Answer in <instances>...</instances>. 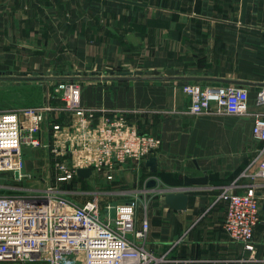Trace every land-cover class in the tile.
Returning a JSON list of instances; mask_svg holds the SVG:
<instances>
[{"label": "crops", "instance_id": "obj_1", "mask_svg": "<svg viewBox=\"0 0 264 264\" xmlns=\"http://www.w3.org/2000/svg\"><path fill=\"white\" fill-rule=\"evenodd\" d=\"M127 1L134 3L0 0V71L77 80L82 104L124 112L139 132L160 139L150 155L156 170L144 163L131 189L144 208L136 204V223L149 222V250L169 252L181 264H264V178L252 177L264 158V142L252 135L253 114L264 112L255 100L264 84V0H246L242 21L243 0ZM187 82L246 87L247 113H190ZM49 129L43 124L45 142ZM36 149L23 153L28 158ZM185 176H206L207 183L185 185ZM150 178L157 184L146 188ZM230 184L260 194L253 232L259 261L241 262L249 252L222 227L219 194ZM165 189L188 194L186 208H170Z\"/></svg>", "mask_w": 264, "mask_h": 264}, {"label": "built area", "instance_id": "obj_2", "mask_svg": "<svg viewBox=\"0 0 264 264\" xmlns=\"http://www.w3.org/2000/svg\"><path fill=\"white\" fill-rule=\"evenodd\" d=\"M182 90L189 97L192 114H245L248 110V90L243 86L187 82ZM51 98L42 105L0 111V170L21 176L24 148L45 147L55 184L77 176L80 167L112 179L118 166L128 161L142 165L160 145L157 136L139 132L123 112L109 115L82 104L77 80H57ZM255 100L264 104V84L258 86ZM61 115L64 119L58 121ZM46 120L51 139L45 142ZM252 135L264 142V112L253 114ZM255 176L264 178V158ZM219 199L226 204L224 231L249 252L239 260L259 261L253 244L260 218L255 188L237 191L230 184ZM113 207L114 216L104 218L97 194L76 202L55 186L44 194L0 195V264H181L183 260L169 252L147 248L149 222L143 218L136 223L134 199Z\"/></svg>", "mask_w": 264, "mask_h": 264}, {"label": "rangeland", "instance_id": "obj_3", "mask_svg": "<svg viewBox=\"0 0 264 264\" xmlns=\"http://www.w3.org/2000/svg\"><path fill=\"white\" fill-rule=\"evenodd\" d=\"M43 76L39 79L1 77L0 111L18 110L27 106L44 104L48 98H51L57 80L47 74H43ZM49 124V120L44 122L45 127H49ZM38 149L39 152H35L36 154L28 158L27 153H23L22 157L25 161L23 159L21 176L10 169L0 170V195L44 194L49 187L54 186L61 190L66 197L76 202H83L97 194L100 199V213L104 218L114 216L113 205L118 200L139 198L138 192L131 189L136 186V179L142 176L143 164L135 162L122 164L115 169L112 179H107L100 172H92L85 179L75 176L68 181L55 184L50 167L51 155L46 148L39 147ZM40 158L43 160L42 164L37 162ZM127 171L128 173L125 175ZM137 199L136 204L139 202L137 210L143 211L142 203Z\"/></svg>", "mask_w": 264, "mask_h": 264}, {"label": "water", "instance_id": "obj_4", "mask_svg": "<svg viewBox=\"0 0 264 264\" xmlns=\"http://www.w3.org/2000/svg\"><path fill=\"white\" fill-rule=\"evenodd\" d=\"M126 2L134 3L133 1H127V0H121ZM245 4L246 0H243L242 4V15H241V21L244 18V11H245ZM1 77H10L15 79H21V78H32V79H39L44 77L43 74H34L31 70H19V71H7L2 72L0 71V78ZM146 166L149 167L151 171L156 170V158L153 156H150L145 161ZM92 174V169L90 167L86 168H77L76 175L78 177L86 178L89 177ZM207 183V177L206 176H193V177H184V184L185 185H204ZM157 184L156 180L154 178H150L146 182V188L155 187ZM164 196L165 203L172 209H176L178 211H181L182 209L186 208L187 201H188V194H186L181 189H165L162 191ZM260 195V194H258ZM262 209H264V199L262 200Z\"/></svg>", "mask_w": 264, "mask_h": 264}, {"label": "trees", "instance_id": "obj_5", "mask_svg": "<svg viewBox=\"0 0 264 264\" xmlns=\"http://www.w3.org/2000/svg\"><path fill=\"white\" fill-rule=\"evenodd\" d=\"M75 177V176H74Z\"/></svg>", "mask_w": 264, "mask_h": 264}]
</instances>
